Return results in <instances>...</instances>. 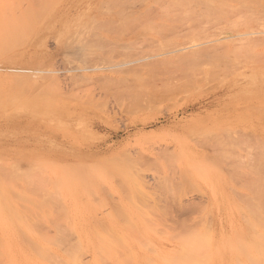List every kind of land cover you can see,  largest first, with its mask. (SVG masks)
Wrapping results in <instances>:
<instances>
[{
	"label": "rangeland",
	"instance_id": "rangeland-1",
	"mask_svg": "<svg viewBox=\"0 0 264 264\" xmlns=\"http://www.w3.org/2000/svg\"><path fill=\"white\" fill-rule=\"evenodd\" d=\"M16 1V14L32 5ZM244 1L227 0L214 16L206 2L183 0L172 5L180 14H165L137 0L128 9L144 17L123 22L117 4L106 10L114 1L54 0L0 63V164L48 174L47 185L49 176L78 179V208L90 217L126 209L145 226L163 229L167 218V229L198 224L206 209L217 238L244 226L229 200L264 180V5ZM89 11L84 33L61 48L55 27ZM154 234L157 248L175 247Z\"/></svg>",
	"mask_w": 264,
	"mask_h": 264
},
{
	"label": "bare ground",
	"instance_id": "bare-ground-1",
	"mask_svg": "<svg viewBox=\"0 0 264 264\" xmlns=\"http://www.w3.org/2000/svg\"><path fill=\"white\" fill-rule=\"evenodd\" d=\"M9 1L10 4H7V9L8 6L13 9L17 1ZM34 1L31 0L30 4L32 5L25 7L26 9H21L18 14L10 12V7L6 12L5 10L1 11L4 2L3 0L0 2V59L8 56L18 41L29 39L32 30L36 28L34 26L41 22L40 20L47 8L50 11V6H55L54 0ZM109 1L111 3L114 1L113 4L109 5L110 7H115L114 4H117L116 7L119 6L114 15L120 21L124 19L137 21L136 19L140 15L144 17L141 14L142 10L139 11L138 9L135 12L128 9L129 6H132L130 5L131 2L137 0ZM138 1L139 5L141 2L151 6V8L148 7L149 11L153 9L154 5L156 7V4L161 6L166 3V6L162 5L165 14H180L181 12L174 8L183 2V0ZM193 1L206 2L205 5L208 6V9L205 13L214 16L224 14L223 4H229L226 2L227 0ZM100 3L105 4L102 1ZM170 4L172 8L169 7ZM173 4H175L174 7ZM158 5L157 7H159ZM254 5L255 7L256 5L262 6L264 0H245L241 7L253 8ZM110 7L106 10L111 11L114 8ZM257 8V11L261 9L259 6ZM161 9L163 10V8ZM167 9L170 11L168 12ZM93 11H89L88 15L85 12L81 13L82 16L76 20L72 18V24L65 20L62 14L57 13L58 21L65 20L60 23L59 28L55 27L57 38L61 39V48L67 49L69 47L62 38L73 32L84 33L87 23L92 20L93 15L90 13ZM147 11L145 10L144 13ZM108 15L110 14L108 13ZM51 19L55 20V17L47 19L48 23ZM125 20L123 22H126ZM53 30L54 28L50 29V31ZM42 38V36L39 37V39ZM13 58L9 56L1 60L0 63L8 64ZM10 72L13 73V71ZM0 80L3 79L0 78ZM262 150L264 151V149ZM29 171L23 165L0 164V264H264V180L262 182L257 180L258 184L253 187L254 191L252 190L251 197H246L247 194H245V198L243 197L244 194L240 197L242 192L239 196L236 194L238 199L229 200L231 206L235 205V208L237 205L239 206L237 212L240 211L244 214L243 222L245 225L240 230L238 225L231 223L230 235L220 234L221 236L217 238V231L215 232V227L211 223L210 212L206 209L200 211L202 214L198 213L201 217L198 215L196 219H193L194 221L200 219L197 220L200 222L196 221L198 224L193 221L195 225L192 224V221L190 222L191 225L188 222L190 220L181 219V221L183 220L181 227L170 226L169 223L170 227L167 225L166 229V224H168L166 218L165 227L160 229V223L156 220L154 223L160 229L159 231H157L156 226H145L142 223L143 215L136 211L120 209L106 213L105 217L104 215L100 218L95 215L90 217V212L84 213L78 208V194L83 189H81L83 183L78 179H69L63 175L57 176L56 179L49 176L51 182H48L47 185L46 177L48 176L46 175L48 174L33 171L32 175L29 176ZM240 173L235 174L239 175ZM34 174L40 177L35 178ZM44 175L46 177H43ZM41 178H45V180ZM47 179L49 180V178ZM57 189L60 192L58 195H56ZM67 198H69L68 201L70 200L69 204ZM245 204L247 205L245 206ZM68 206L71 207L70 210H67ZM202 206L205 207L206 205ZM169 212L171 213V211ZM85 215L89 218L87 219ZM158 219L160 220V218ZM41 221H53L54 226L33 224V222ZM181 221L176 226H180ZM157 232L161 233L160 236L165 239L174 241L175 247L171 251L165 250L166 248H157L151 241V233L156 235Z\"/></svg>",
	"mask_w": 264,
	"mask_h": 264
},
{
	"label": "crops",
	"instance_id": "crops-1",
	"mask_svg": "<svg viewBox=\"0 0 264 264\" xmlns=\"http://www.w3.org/2000/svg\"><path fill=\"white\" fill-rule=\"evenodd\" d=\"M238 213H239V215H240L242 218H244V214H243V213H241L240 211H238ZM238 227H239L240 230H241L242 226L238 225Z\"/></svg>",
	"mask_w": 264,
	"mask_h": 264
}]
</instances>
